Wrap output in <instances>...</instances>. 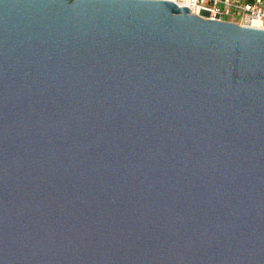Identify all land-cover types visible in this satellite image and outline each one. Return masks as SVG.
Here are the masks:
<instances>
[{
    "label": "water",
    "instance_id": "water-1",
    "mask_svg": "<svg viewBox=\"0 0 264 264\" xmlns=\"http://www.w3.org/2000/svg\"><path fill=\"white\" fill-rule=\"evenodd\" d=\"M0 264H264V28L0 0Z\"/></svg>",
    "mask_w": 264,
    "mask_h": 264
},
{
    "label": "built area",
    "instance_id": "built-area-1",
    "mask_svg": "<svg viewBox=\"0 0 264 264\" xmlns=\"http://www.w3.org/2000/svg\"><path fill=\"white\" fill-rule=\"evenodd\" d=\"M188 5L193 14L264 28V0H171Z\"/></svg>",
    "mask_w": 264,
    "mask_h": 264
}]
</instances>
